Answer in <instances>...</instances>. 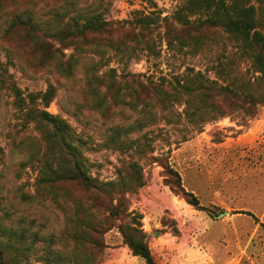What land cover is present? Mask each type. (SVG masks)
<instances>
[{
    "label": "rangeland",
    "instance_id": "rangeland-1",
    "mask_svg": "<svg viewBox=\"0 0 264 264\" xmlns=\"http://www.w3.org/2000/svg\"><path fill=\"white\" fill-rule=\"evenodd\" d=\"M233 1L256 8L258 30L264 34V0H227ZM186 2L5 0L0 13V242L9 240L10 231L16 233L11 238L23 251L16 252L23 264H45V259L52 264H93L92 252L65 236L81 222L77 202L84 197L82 190L65 184L51 193L38 185L44 166L55 156L21 102L28 104L29 95L46 93L50 87L56 97L46 111L72 127V146L81 152L89 177L114 183L124 162L142 168L144 186L124 197L123 209L128 222H139L157 264H264V105L257 104L250 118L245 110L251 107L240 100V110L205 124L201 132L190 125L179 105L165 111L151 108L152 117L144 123L140 84L173 83L190 68L204 73L209 69L208 76L218 81V64H230L227 69L234 78H221L223 84H234L243 97L249 82L248 94L264 98V76L241 49L246 45L220 28L197 32L173 21ZM23 12L48 36L44 40L51 48L63 50L65 57L57 53L56 61H46L43 52L30 49L35 47L27 32L9 30L14 14ZM95 14L109 24V33L82 45L86 53L75 50L76 45L63 49L64 43L50 38L60 21L63 27L72 18ZM140 16L156 20L149 41L154 52L128 60L106 42L132 41V33L125 32L132 31ZM192 21L199 23L198 17ZM71 55L78 64L71 77H64L56 64ZM110 70L116 72L117 87L106 97L108 109L98 108L93 93L98 83L92 76ZM109 80H104L102 93ZM116 90L117 99L112 93ZM170 170L180 176L181 187L197 197L200 208L182 196ZM224 212L229 215L218 220ZM104 244L99 264H145L133 256L117 229L104 235Z\"/></svg>",
    "mask_w": 264,
    "mask_h": 264
},
{
    "label": "trees",
    "instance_id": "trees-1",
    "mask_svg": "<svg viewBox=\"0 0 264 264\" xmlns=\"http://www.w3.org/2000/svg\"><path fill=\"white\" fill-rule=\"evenodd\" d=\"M4 3L5 0H0V13L4 12ZM255 15L256 8L254 6H239L236 1L228 3L227 0H187L177 10L173 21L181 27L190 28L197 32L204 28H220L234 40L248 47L241 49L246 57L252 61L257 72L264 76V34L258 30ZM196 17H198L199 22L197 25L192 21V18ZM32 19V17L26 16L25 12L14 14L9 22V30L27 32V37L31 38L33 47H35L30 49L32 52H43L46 61H56L54 54L57 53L61 57H65L63 50L51 48V44L44 40L48 36L40 33ZM155 21L150 16H140L132 24V31H124L125 34L132 33L134 38L132 41L127 38L125 41L113 42L108 40L106 43L113 47L111 49L118 55H124L128 60L137 59L144 52L153 53L154 48H150L149 41L153 34V25H156ZM61 23L63 22L60 21L54 28L55 32L50 35V38L60 40L61 44L64 43L63 49H72L76 45L75 50L81 53L87 52L82 45L89 44L91 39L97 42L101 36L109 33V24L97 14L90 17L72 18L63 27H60ZM126 41L131 43L127 44ZM131 44L135 45L134 48L127 46ZM75 64H78L77 59L75 60V56L71 55L68 61L58 59L56 69L64 77H71L74 73ZM229 65L227 64V66ZM227 66L224 62L218 64L219 68L216 70L218 81L216 78L212 80L208 76L209 69H206V73H204L203 71H196L195 68H190L182 77H174L173 83H155L152 80L148 83H139L144 90V98L141 102L144 110V123L150 121L149 117H152L151 110L153 108L158 107L165 111L168 106L179 105L184 106L183 115L190 125L197 132H201L205 124L240 110L243 107L238 103L240 100L251 107L245 112L248 117H253L254 107L257 104L264 105V98L258 100L248 94L250 92L247 86L250 85L249 82L246 83L243 91L246 95L243 97L239 94L241 91L233 86L234 84L224 85L221 78L224 81L234 78L232 76L234 74L227 69ZM115 73L114 70H110L102 76H97L95 73L92 76L93 81L98 83V87L93 89V93L98 97V108L108 109L105 100L107 95L117 87ZM129 78L134 80L138 77L129 76ZM106 79H110L111 84L109 82L104 84L106 91L102 93V84ZM15 92L20 95L16 88ZM112 93L116 99L120 96L117 90ZM55 97L56 91L50 87L46 93L29 95V103L26 104L22 100L21 106L28 110V116L42 129L43 139L48 150L51 155L55 156L53 161H55L56 166H53V161L44 166L43 179L38 185L45 186L53 193L54 187L58 185L75 184L83 192L84 197H80L77 202L78 216L81 217V222L76 224V229H69L65 236L74 240L76 247L81 246L87 251H91L93 264H99L105 249L104 235L112 229H117L133 256L142 259L145 264H157L139 222L137 220L128 222L126 210L123 209L124 197L137 192L144 186L142 168L136 162H124L119 180L114 183L103 184L89 177L82 166L81 152L72 146V127L62 117L54 116L46 111ZM38 99L40 103H37ZM153 100L154 103H152ZM149 160L150 162L156 161L152 158ZM169 175L176 179L177 188L186 201L200 208L197 197L181 187L180 176L173 170H170ZM201 210L205 209L201 208ZM243 214L253 217L247 212ZM1 226L0 220V229ZM10 235H16V233L10 231ZM11 236L6 243L0 242V264H23L24 258L16 253H23V251L16 243L12 242ZM44 262L45 264L53 263L50 259H45Z\"/></svg>",
    "mask_w": 264,
    "mask_h": 264
},
{
    "label": "water",
    "instance_id": "water-1",
    "mask_svg": "<svg viewBox=\"0 0 264 264\" xmlns=\"http://www.w3.org/2000/svg\"><path fill=\"white\" fill-rule=\"evenodd\" d=\"M228 215H229V213L224 212V213L219 214V216H216V218H217L218 220H220V219H222V218H224L225 216H228Z\"/></svg>",
    "mask_w": 264,
    "mask_h": 264
}]
</instances>
